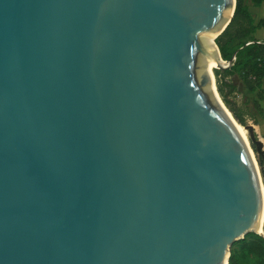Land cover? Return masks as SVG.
<instances>
[{"label": "water", "instance_id": "water-1", "mask_svg": "<svg viewBox=\"0 0 264 264\" xmlns=\"http://www.w3.org/2000/svg\"><path fill=\"white\" fill-rule=\"evenodd\" d=\"M235 1L0 0V264H228L262 234L208 69Z\"/></svg>", "mask_w": 264, "mask_h": 264}, {"label": "trees", "instance_id": "trees-1", "mask_svg": "<svg viewBox=\"0 0 264 264\" xmlns=\"http://www.w3.org/2000/svg\"><path fill=\"white\" fill-rule=\"evenodd\" d=\"M250 1L255 5H259L264 0ZM262 25H264V18L254 23L245 0L235 1L233 16L229 24L218 36H216L214 42L223 59H230L234 51L237 50L236 60L227 68L214 70L216 77L219 74L224 76L235 72L246 86L249 93L255 90L260 84L261 79L264 78V44L252 43L244 45V41H241V39L254 32L255 29L260 28ZM241 46L243 47L240 48ZM216 87L233 117L239 123L245 125L241 111L230 105L225 98L224 88H227L228 93L233 95L232 93L236 91L235 85L231 81L224 82L221 78L217 77ZM247 102V94L245 93L242 103L247 105ZM251 147L256 151L252 142ZM257 160L261 166V160L259 158H257ZM261 172L264 177V170L261 169ZM228 264H264V236L254 232H248L243 238L233 241L230 246Z\"/></svg>", "mask_w": 264, "mask_h": 264}, {"label": "rangeland", "instance_id": "rangeland-1", "mask_svg": "<svg viewBox=\"0 0 264 264\" xmlns=\"http://www.w3.org/2000/svg\"><path fill=\"white\" fill-rule=\"evenodd\" d=\"M245 2H246L249 12L251 13L254 23H256L259 19L264 18V2H262L259 5H255L250 0H245ZM256 38H261V39L264 38V25H262L260 28L255 29V31L250 33L249 35L243 37L241 41H245L248 39H256ZM234 42H237V41H234ZM217 77L221 78L224 82L231 81L235 85L236 92L241 93L242 96L240 98H237L236 100V98L233 95H231V93L230 94L228 93L227 88H224L226 100L234 108L241 111L245 126L249 131L248 133L250 132L254 133L255 138L259 139L262 142V145H263L262 148L264 149V90H263L264 89V78L261 79L260 84L255 88V90L252 93H249L246 89V86L238 78L235 72H232L229 75H224V76H222V74H219ZM217 77L214 74L215 84H216ZM245 93L247 94V99H248L247 105H244L242 103ZM221 100H222V97H221ZM225 105L228 108L227 104ZM250 145H251V142H250ZM253 152H254L253 153L254 159L257 163V166L259 168V172L261 175V182L263 185V192H264V177L261 172V169L264 170V161H263L264 156L262 154L260 155L256 154L254 150ZM257 158L261 160V163H262L261 166L259 165ZM261 235L264 236V227H263V232Z\"/></svg>", "mask_w": 264, "mask_h": 264}, {"label": "bare ground", "instance_id": "bare-ground-1", "mask_svg": "<svg viewBox=\"0 0 264 264\" xmlns=\"http://www.w3.org/2000/svg\"><path fill=\"white\" fill-rule=\"evenodd\" d=\"M216 36H218V35H217V32H216L214 35H212V36H210V37L207 38V42L210 43V44H212L214 47L216 46V44H215V42H214V39L216 38ZM215 49H216V47H215ZM221 62H222V61H221V59H220V60H219V63H217V64H212V63H209V64H208V69L210 70V72H211V74H212L213 77H214V69L217 68V67H221V66H222V63H221ZM214 90H215V88H214ZM215 92H216L218 98L220 99L221 103L223 104V106H224L225 109L227 110V112H228V114L230 115V117L233 119V121L235 122V124L238 126V128H239V130H240V132H241V134H242V136H243V139H244V141H245V143H246V145H247V147H248L250 153H251L252 156H253V153H254V152L252 151V148H251V146H250L249 133H248L249 131H248V129L246 128L245 125L239 123V122L233 117L232 113L229 111V109L226 107V105H225V104L223 103V101L221 100V97H220V95H219V93H218V91H217V88H216V91H215ZM263 214H264V204H263V213H262V217H261V219H260L259 231H258V232H260V233L263 232V227H264V216H263Z\"/></svg>", "mask_w": 264, "mask_h": 264}, {"label": "built area", "instance_id": "built-area-1", "mask_svg": "<svg viewBox=\"0 0 264 264\" xmlns=\"http://www.w3.org/2000/svg\"><path fill=\"white\" fill-rule=\"evenodd\" d=\"M252 43L264 44V38L263 39H261V38L248 39V40H245L244 41V45H249V44H252ZM242 47L243 46H241L240 48H242ZM217 50H218V56H219V58L222 61L221 62L222 63V66L215 68V70L223 69L222 67H229V66H231L235 62L237 50H235L234 53L231 55L230 59H227V60L226 59H223L221 57L218 47H217ZM232 94L236 98V100H237V98H240L242 96L240 92H236V91L233 92Z\"/></svg>", "mask_w": 264, "mask_h": 264}, {"label": "crops", "instance_id": "crops-1", "mask_svg": "<svg viewBox=\"0 0 264 264\" xmlns=\"http://www.w3.org/2000/svg\"><path fill=\"white\" fill-rule=\"evenodd\" d=\"M262 2H264V1H262ZM246 3V2H245Z\"/></svg>", "mask_w": 264, "mask_h": 264}]
</instances>
